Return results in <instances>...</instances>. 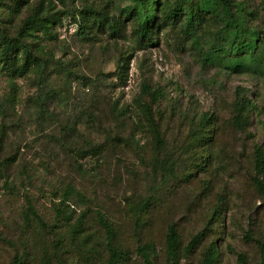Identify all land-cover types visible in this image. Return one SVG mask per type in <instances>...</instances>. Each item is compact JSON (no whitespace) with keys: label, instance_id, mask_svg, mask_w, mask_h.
I'll list each match as a JSON object with an SVG mask.
<instances>
[{"label":"rangeland","instance_id":"obj_1","mask_svg":"<svg viewBox=\"0 0 264 264\" xmlns=\"http://www.w3.org/2000/svg\"><path fill=\"white\" fill-rule=\"evenodd\" d=\"M234 1L251 8L249 25L262 32L264 0ZM134 7L0 0V36L17 35L39 9L24 41L41 62L23 74L0 63V264L17 254L24 264H104L110 241L128 252L126 264H145L146 243L153 264L260 263L264 71L203 67L180 23L142 41ZM91 9L118 31L87 22ZM218 28L213 16L200 28L206 48ZM67 186L72 223L86 214L77 235L55 213ZM28 202L49 231L26 225ZM170 226L180 237L174 256Z\"/></svg>","mask_w":264,"mask_h":264},{"label":"trees","instance_id":"obj_2","mask_svg":"<svg viewBox=\"0 0 264 264\" xmlns=\"http://www.w3.org/2000/svg\"><path fill=\"white\" fill-rule=\"evenodd\" d=\"M56 1L64 2L65 0H43L46 8H51ZM136 8H141L142 12L137 15L138 25L137 32L142 41L155 43L153 35L159 28L167 26H175L180 23V34L184 39L191 40L192 47L199 55L200 63L203 67L221 63L227 69L233 71H264V48L258 51L261 45V36L264 30L257 31L250 27L249 16L252 14L251 8L246 6L244 1L235 2L234 0H134ZM138 10V9H137ZM39 9L31 17H28L24 24L19 28L17 35L11 36L8 32L2 31L0 36V63L2 67L12 71L15 74H23L32 63H37L39 67L41 62L36 61L29 44L24 41V32L28 27L38 21ZM132 13L130 12L131 16ZM86 21L93 20L99 25H107L112 32L118 31V26L104 14L91 9L85 13ZM209 16L217 19L219 28L212 33L213 42L207 48L202 43L199 30L207 21ZM21 53V55H18ZM23 61V63H20ZM149 114V111L146 110ZM149 119L152 118L149 116ZM156 132V131H155ZM157 133V132H156ZM201 138L207 140L206 134L201 133ZM259 163L257 169H264V154L260 148ZM81 155H84L81 153ZM74 188L67 186L65 194L62 196L61 203L56 206V217L71 226L73 235H77L83 226V218L86 214H82L76 223H72L71 212L68 201L74 192ZM64 206H67V211ZM146 209V208H145ZM23 220L26 225L31 226L35 220L43 228L49 231V226L42 219L32 202H28L24 213ZM100 222L105 228L108 238H114L112 226L103 217ZM197 243V240H193ZM180 237L173 226L168 229L167 248L169 253L174 256L178 252ZM192 245V242H191ZM151 244H142L139 247L145 264H153L150 256ZM109 256L104 264H126L129 260L127 251L119 248L111 241L108 243ZM58 257V256H57ZM13 264H24L23 255H15ZM264 264V242L261 245V261Z\"/></svg>","mask_w":264,"mask_h":264}]
</instances>
